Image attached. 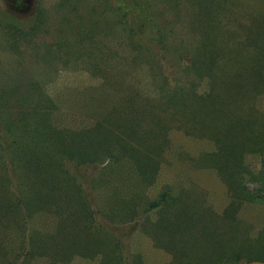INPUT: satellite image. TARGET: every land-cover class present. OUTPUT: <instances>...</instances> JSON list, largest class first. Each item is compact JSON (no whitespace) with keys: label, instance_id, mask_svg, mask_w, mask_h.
<instances>
[{"label":"trees","instance_id":"1","mask_svg":"<svg viewBox=\"0 0 264 264\" xmlns=\"http://www.w3.org/2000/svg\"><path fill=\"white\" fill-rule=\"evenodd\" d=\"M104 14L117 20L119 49L112 52L105 45L104 57L93 58L87 67L90 73L104 72L115 60L122 82L128 66L147 67L152 78L144 88H136V94L127 90L88 127L66 129L52 124L54 105L38 81L29 77L27 63L45 59L52 52L51 46L39 43L47 30L43 10L36 5L25 12V6L20 9L16 4L0 9V35L18 56L4 73L12 68L19 73L17 80L0 86V224L18 227L17 245L1 264H30L35 258L56 264L52 236H36L24 225L37 212L60 214L63 208L93 217L95 223L79 244L77 257L98 259V264H142L138 255L120 250L126 234L114 237L110 249L101 248L98 241L87 242L101 230L124 226L148 236L153 246L169 256L165 264H264V232L249 236L237 222L242 204L239 195H250L246 182L264 190V173L231 161L238 154H261L262 144L253 132L252 120L231 112L220 96L219 52L211 35L215 7L206 0L192 10L187 26L198 36L197 51L188 56L176 79L163 74L164 27L147 0H113ZM72 33L89 40L87 27ZM152 65L156 72H151ZM202 82L205 89L200 92ZM214 119L227 123L220 134L205 136L213 146L204 155L206 166L216 171L228 196L220 213L168 186L150 197L169 130L202 133ZM89 153L95 158L93 176L83 174L87 168L84 157ZM124 165L138 191L121 198L115 210L103 209L96 199L97 190ZM7 188L12 189L10 197H6ZM262 192L253 195L254 199L260 201Z\"/></svg>","mask_w":264,"mask_h":264},{"label":"rangeland","instance_id":"2","mask_svg":"<svg viewBox=\"0 0 264 264\" xmlns=\"http://www.w3.org/2000/svg\"><path fill=\"white\" fill-rule=\"evenodd\" d=\"M108 1L111 3L113 0ZM147 1L157 21L164 27L166 42L161 52L164 56L163 74L176 79L179 70L186 65L188 56L197 51L198 36L189 30L187 22L197 4H206V0ZM208 1L215 7V23L211 35L219 52L216 72L222 83L219 85L220 96L227 101L231 112L248 116L252 120L253 132L258 134L262 144L261 154H238L231 161L254 173H264V0ZM109 2L0 0V9L16 4L20 9L25 6V12H29L38 5L45 14L47 30L40 35L39 43L42 47L51 46L52 52L45 51L48 53L45 59L31 61L27 65L30 67L29 77L38 81L54 105L50 118L58 128L88 127L107 113L113 102L127 90L136 94V88H144L151 81L152 74L148 68L136 65L125 67L122 82L123 75L115 60H111V66L104 72L92 74L88 70L93 58L100 60L104 57L105 45L112 52L119 49L120 32L115 25L117 20L113 15L110 17L104 14ZM82 26L90 31L89 40L72 33V30ZM17 58V54L4 44L0 35V86L19 78L15 68L4 73L5 68L16 62ZM157 70L152 65L151 72ZM228 85L235 87L234 90ZM204 89L205 82H202L198 91ZM208 123L210 127L208 125L209 128L202 132L205 134L197 132L189 135L181 128L169 130L168 146L162 154L156 181L148 192L150 197L168 186L173 192H181L189 200L203 202L214 213H220L228 196L216 171L206 166L204 155L211 153L213 146L205 136L220 134L226 129L227 123L223 119H214ZM94 162L93 154L85 155V176H93ZM128 170L127 165L122 166L109 181L99 186L96 199L100 207L115 210L121 198H128L132 191H138L134 181L127 175ZM245 187L250 195H239L242 204L237 213V222L243 233L253 237L258 232H264V190L255 183L246 182ZM6 190V197H10L12 189ZM260 190L263 192L259 201L254 196ZM94 223L90 215H77L63 208L60 214L37 212L27 221L24 229L32 231L36 236H52L51 246L56 264H98V259L77 257L78 246ZM129 227L101 230L87 242L98 241L97 245L101 248L110 249L114 237L126 234L122 236L120 250L138 255L142 264H165L169 261V256L153 246L148 236ZM17 229L14 223L0 224V240L4 247L3 251L0 250V264L17 245ZM30 264L50 263L35 258L31 259ZM239 264L263 263L242 261Z\"/></svg>","mask_w":264,"mask_h":264}]
</instances>
